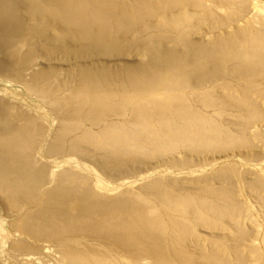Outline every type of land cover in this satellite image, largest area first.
<instances>
[{
    "label": "bare ground",
    "instance_id": "1",
    "mask_svg": "<svg viewBox=\"0 0 264 264\" xmlns=\"http://www.w3.org/2000/svg\"><path fill=\"white\" fill-rule=\"evenodd\" d=\"M22 1H24L25 3V12H28V14L30 15L29 17H31L33 21L37 22L39 26H48L53 31H55V33L59 37L70 35L81 40V42L83 40L82 45H68L60 42L58 46L48 48V53L53 50L59 49V51H61L62 53L67 52L65 54H69L68 52H72V54L76 55H79V53L80 55H84L85 53L83 52H87L89 54L90 51H93L95 54H109V52H114V54H122L123 52H128L129 49H133L140 55L144 53L146 57V59L144 60V64L139 65L140 67L135 69H123L121 71L106 69L104 67V62L102 69H95L88 63H82V65L80 64L82 67V72H80V74L84 75L75 78L76 89L72 92V95L68 100L72 104L71 106H67L65 104L66 99L64 97L60 99V96V98H58L57 95H52L50 90L48 91L45 89L44 85L41 83L42 81L37 80V75L42 74L40 73V71L32 74L31 77L26 80L27 84L37 91L38 96H40L42 101H46L48 103L47 106H49L50 104V108L53 107L51 109V113L53 114L55 120L58 121L56 131L53 133V136L51 135L50 137H53V139L48 140V136H50L49 130L48 133L46 131L40 132L43 128L38 131L39 133L44 132L43 135L41 134L42 137L40 139V145L37 144V147L31 145V148H36L35 151L37 157L43 158L42 156L44 155L45 157L47 155L50 157L52 154H57L55 153L56 151L58 152V147L56 148V145H59V147L61 148L66 146V149H64L66 150L67 155H70L72 158L77 155L81 158L83 169L89 168L96 173L95 175L98 176L100 174L98 177L101 176V178H105L107 180L116 177H121L122 179V177H127L128 175L140 176V173L145 170L148 171L154 166L146 165V167H144L142 170L139 169L138 171H128V173L119 171L118 173L114 172V174L116 173V175H114V177L112 178L109 176L108 178L107 175L110 172L107 173L106 168H108V166H111L110 162H108L109 160H106L107 158L105 160L98 159L97 156L93 153L95 151L93 150V152H90L89 150L94 146L100 147V149L102 148L104 149V151L108 150V155L111 154V156H114L115 159L117 158L119 161L118 163H120L121 160H130L129 162H131V160H137L139 156H146V158H148L149 156H154V153H156L155 155H159L158 152L165 153V150L167 149L173 150L174 147H180L183 145L184 147L186 145V147L189 146L191 148H208L209 150L207 149V151H210V149L214 150V148H212L214 146L221 147L222 149L227 146L226 148H228L227 150H229L234 145L236 147H239L238 145H240V143H242L243 141L251 140V138L250 140L246 139L248 136H243L245 134L242 133L245 132H234V125L232 126L230 124L232 126V129H229V126H226L229 130H224L221 127L223 124L222 121H224V119L220 121V119L218 118L219 121H216V119L213 120L210 116H213L214 114L216 115L217 113L223 114L224 110L227 111L226 109L230 108L231 104L239 105L237 107L235 106V111L239 114V107L242 108V118H248L250 123L257 118L258 120H260L259 116L262 115L261 113H264L261 112L260 109L255 105V102L257 101L249 98V93L253 92L251 91L252 87L257 83L260 84L261 82L258 81L260 76H258L257 80L254 77L260 74L264 75V24L260 23L261 26L255 25V23L259 24L258 21L255 22L252 19L250 20V18L254 16V13L257 15L260 14L261 16H259V18H264V12L263 15L262 12H259L262 10L264 11V2H261L263 4H259L258 0V2L256 0H252V6L256 7L257 11H259L254 12L253 15L245 18L247 11H242L244 7L239 8V4H237L238 7H236L237 5L235 3L234 4L236 5V8L232 7V2H236L235 0ZM237 2L246 5L245 0H238ZM11 3V6H13V0H0V20L5 23L3 29H6L7 32L6 35L0 34L2 35L0 47L2 46L6 50H9L8 43L13 42L15 44L16 42H18L21 45L28 46V49L26 50V52H24L26 56L29 54V56H34L38 53V49L35 47L36 45L33 44L36 41L33 37H36L37 35H35L34 31L28 27L29 25L26 26L25 23L22 24V19L19 17V15H17L15 9L18 5H15L16 7L11 8ZM187 4H189L188 6L191 5L192 7L194 6L199 8H207L206 6L209 5V7L216 10L220 15L225 13L223 16L224 18H222V16L220 15L216 17L214 16V14L212 18V15L210 13H208L209 15L205 13V16H208L203 17L204 15L203 13H201L202 9L191 7V10L190 7L187 6ZM21 5L24 4L22 3ZM175 6L177 7L175 8V10H173L172 7ZM254 7H252V9L250 10L256 11L253 10ZM193 9L196 10L194 11ZM197 9L200 10V13ZM205 10L206 9H204V12H208V10ZM47 15L51 17V19H49V17L47 18ZM153 17H155V19ZM190 18H196V22L201 19H205L207 23L209 22V25L211 24L208 27L212 28L213 26H218L220 30L216 32L213 29L214 27L212 29L210 28L211 30H208L206 32V34L210 32L209 38L200 40V42L199 40H194V38L196 37L192 39L189 37L188 39L187 33L192 31L190 30V28L193 27L196 23L195 20L191 22V20H189ZM253 18H257L256 15ZM229 19L237 22H243H240L239 24L236 22L238 26H235L234 24H231V22H228L229 24L225 25L228 26V29L214 24L218 22L219 24L223 23L224 25V23L230 21ZM57 20L60 21L59 23H61L63 26H57ZM250 21L254 22L255 27L248 24V22ZM68 26L72 27L73 30L71 28L68 29ZM193 30L199 31L200 29L196 27ZM129 33L130 35L132 34L130 38ZM188 36H190V33ZM163 38L164 40H168V42L166 43H168L169 46L165 47L160 44V41ZM176 42H178L179 45L176 44ZM162 43L164 44L165 42ZM177 45L181 47H177ZM19 60H22V57H20ZM17 62L18 59H16L15 63ZM1 67L7 68L8 65L5 66L4 63V65H0V68ZM218 79H220V81L217 82L222 88L236 94V102L230 101L231 99H224L223 97L212 91V89H209L207 87L211 84L212 81L214 82ZM262 83L260 84V86L262 85ZM260 86L258 85V88ZM263 86L264 85H262V87ZM254 88L255 86L253 87V89ZM53 89L58 91L60 89V86L54 87ZM259 89H257L258 91L256 93L260 91ZM194 94H196L198 97H194ZM257 97L260 98L261 102H264L263 89L262 92L258 93ZM194 101H197L198 105H196L197 103H195ZM13 109L12 106L7 105V103H0V193L5 195L9 202L21 205L25 202L27 197L36 194V188L41 181L40 174L42 175L43 172L40 173L39 169L33 170L32 168L25 170L20 169V162L13 164L15 160L18 159L14 157L16 155L15 152L19 150L29 151L28 148L30 147V142L34 137H32V135L38 130H36L34 124L35 121L33 122L32 119L19 112L18 108L17 111H14ZM207 110L211 111V113H216L209 116L210 112L208 113ZM219 117L221 116L219 115ZM261 117L262 116H260V118ZM262 118L264 119V117ZM62 122L64 123L62 124ZM226 123L228 122L226 121ZM74 126H77L79 128V130L77 128V130L79 131L78 134H74L77 136L72 135L73 139L70 136V139L72 140L69 142L67 141L68 143H66V145L65 143H63L64 146H60L61 141L59 142V138L61 136V133L66 129L68 130L69 128H73ZM244 128L245 126L243 127V129ZM240 129L241 127L239 128V130ZM259 130L262 132L261 129ZM263 133L261 134L263 135ZM63 137H61V139ZM263 138L260 140L262 141ZM65 140L67 139L65 138ZM79 141L87 142L88 145L92 144L93 147L90 145L92 148L87 150L89 146L86 145V147H84V145L82 146V144L84 143L79 144ZM245 144L243 145L246 146ZM248 144L249 143H247V145ZM228 145H230L231 147H228ZM245 148L248 147L246 146ZM181 149H183V147ZM198 150H196L195 153H197ZM106 151L105 155H107ZM99 152L101 151L99 150ZM190 152L191 151H189V153ZM22 153L23 152H21V154ZM101 153L104 154L103 150ZM181 153H183V151ZM174 154H176V152ZM177 154L179 156V152ZM183 155L185 156L184 153ZM162 156L160 157L162 158ZM180 157L182 158V156ZM188 157L190 158V156ZM138 159L140 160V157ZM173 159L174 161L177 160L174 157ZM185 160L186 159H184V162H187ZM22 162L24 163V160H22ZM115 162L117 161L115 160ZM118 163H116V165ZM207 163L210 164V162L206 161V164ZM120 164H118V166ZM212 165L214 166L213 163ZM218 168L222 170L223 167H217L214 170H219ZM224 168L226 169V167ZM117 170H119V168L115 171ZM60 171L61 172H58V174L54 173V170L49 171L48 181L54 182H52L53 186H51L53 191L50 192L51 189L47 190V192L45 191V194L47 195V202L49 201L48 204L40 206L39 208L37 206L33 209H29L26 213H24L23 216H21V218L18 220V229L22 230L25 234H30V236L35 235L37 237H42L50 240H58L57 242L61 243V245H57L56 247L57 252L59 253V257L61 261H64L68 264H176L174 256L170 253L171 249H169V253L171 254L170 255L165 251V249H162L163 247L161 248V245H165L166 243H163L165 239L164 237H166H163V235L169 234L170 237L172 236L171 238H174L176 242L175 238H178L179 241V238L183 237V235L186 233H189L190 235L191 233H194L197 235V237L198 235L199 237L207 235L214 236L213 230L211 231L207 228L216 226L218 224L225 226V229L226 226L228 228H231V226H236L237 228L236 223H233L234 225H225L227 222L223 223L220 219L221 216H225L226 214L228 215L227 218H231L229 217V215H231L232 217H235L236 215L237 217V214L239 215V210L241 209V207H238L239 202L237 204L234 201H228V204H221L220 202V204H217L216 202L218 201H213L214 198H211V195V199H208L205 196L207 195L206 192H211L218 187L217 186L212 189L211 187H214L213 185L215 183L211 186L209 185L212 183L211 181L215 180V178L214 180L210 181L211 183H209L208 181L209 184L205 181L206 179H202L203 181L200 184L198 183L199 186L197 189L200 191L198 192V190L194 187H185L181 185L177 186L171 181H169V183L167 182V180L165 181L163 176L158 177V180L157 178L154 179L151 177L150 179L144 181L146 183L148 182V188L143 189V187H137L136 189L134 187V189L128 191L126 190V194L113 197H103L102 195L100 196V194L97 193V195L96 192H93L94 190L92 191L90 189L91 187L89 186V188L88 185L86 186V184L85 186H81L79 184L80 188L77 189L76 187L79 185L75 186V184L73 183L74 187L72 186V184H69L70 187L64 189L63 186L65 185H63L64 183L62 178H65L67 175H69L70 171L67 172L68 170L66 171V169ZM226 171L227 170L221 173H226ZM229 171L230 170L228 169L227 172ZM216 173L217 172L215 171V174ZM54 174H56L55 178ZM75 175L77 176V174ZM235 175L237 176L238 174ZM69 176H71V174ZM244 177H241L242 184L240 185V187L245 184H247V186L249 185L248 187L245 186L247 188L251 186L254 188L260 187L257 185L259 183L257 182V178H255L254 176L249 178ZM60 179H62V185L59 182ZM69 180L70 179H68L67 181L69 182ZM77 180L80 179H78L77 177ZM198 180L200 181L199 178ZM226 180L228 181L227 178ZM226 180L223 181L226 182ZM80 182L81 180L79 181V183ZM66 183L67 182H65V184ZM221 183L223 184V182ZM229 185L231 184L229 183ZM262 186L264 187V185ZM219 187L216 189L218 192H226L227 189H229L230 191H234V189L231 190L230 186H227L226 188H221V186ZM242 187L238 189H242ZM216 190L214 191V194H217ZM239 191L240 190H238V194H242V196L244 195L245 197V193H247V190L245 189L244 191ZM228 192H226V194L222 193L224 195V197L222 195L224 199L225 195H227ZM258 194L262 195V193ZM233 195L232 198H235V196ZM230 197L231 196H229V198ZM262 197L260 198L263 199ZM65 198H67L68 200ZM220 200L222 201V198H219V201ZM225 200L229 199H227L226 197ZM236 201H238V199ZM74 202L77 204L76 208L72 207V203ZM260 204L264 205V203L261 202ZM239 206L241 205L239 204ZM247 211L248 210H246V212ZM196 220H199L198 223H196ZM228 220L230 219H227V221ZM232 220L230 221L232 222ZM241 223H239L240 226H243ZM261 223L258 221L256 225L260 226ZM243 227L241 230H243ZM247 227L249 228V226ZM262 229L264 228H260L259 230ZM229 230L227 229V233L230 234L231 231L229 232ZM246 231L250 232V229H246ZM245 232L244 236L246 239L248 235H245ZM238 233L239 232L237 231V234ZM92 237L94 241L90 239ZM249 237L250 236H248V239ZM191 238L194 239V237ZM182 239L181 241H183ZM200 239L203 238L200 237ZM200 239H197V241H199ZM207 239L209 240V238L206 237V241ZM218 239L220 240V237ZM240 240L242 239L240 238ZM199 242H201V240ZM203 242L205 241L203 240ZM179 243L181 244V242ZM211 243L213 245L214 242ZM227 243L228 242L226 241L225 244ZM174 244H171L170 247H172V245L174 246ZM200 244H202V242ZM183 246H187L185 241L183 242ZM207 246L209 247L211 245ZM220 246L221 245L216 246V249H218ZM232 246L233 245L231 244V247ZM252 247L248 250L250 251ZM199 248L198 251H200L201 253V249ZM213 248H215L214 245ZM175 249L178 250L177 248ZM238 249L242 250L241 248ZM180 250L185 251L183 247ZM209 250L211 249L209 248ZM254 250H256V248H254ZM254 250L252 252L255 253ZM171 251L174 252V250ZM198 251L196 252L199 253ZM226 251L227 250H225V252L223 253H226ZM257 251L259 252V250ZM177 252L178 251H176V254L175 252L173 254L177 255ZM180 253H182V251H179V255ZM193 253L195 252L193 251ZM206 253L205 255H207ZM203 254L204 253H201V255ZM241 254L242 253H240V255ZM181 256L183 257L185 255L181 254ZM189 257L187 258L186 255V258L184 260L186 262H189ZM226 257L225 259H223L221 257L218 258L217 256V258H215V261L217 262V264H231L228 261L230 260L228 259L229 257ZM257 257L259 258L260 256L258 255ZM176 258L178 260L179 256H177ZM193 258H191L190 261H192ZM244 259L243 261L240 259V262L243 263L245 261ZM199 260V263L203 262V260ZM206 260L209 261V258H207ZM236 261L237 255L235 256V258L233 257L231 262L232 264H236ZM211 262L209 263L211 264ZM178 263L180 264L182 262L178 261ZM212 263L215 264L214 262ZM238 263L239 262H237V264Z\"/></svg>",
    "mask_w": 264,
    "mask_h": 264
},
{
    "label": "rangeland",
    "instance_id": "2",
    "mask_svg": "<svg viewBox=\"0 0 264 264\" xmlns=\"http://www.w3.org/2000/svg\"><path fill=\"white\" fill-rule=\"evenodd\" d=\"M235 1L236 2H232L233 4L231 3L233 6L231 4L230 5L233 8L237 4H239V6H240L239 8H243L244 7L242 9V11L243 12L247 11L245 18H248L249 16L253 15L254 12H258L259 11V10L257 11L256 7L252 6V4H253L252 0H247V1L245 0L246 5L237 2L238 0H235ZM258 1H259V4H263L261 2H264V0H258ZM19 3H20V5H19ZM22 3L24 5H21ZM13 4H14L13 6H11L12 3L10 4L11 8H14V7H16L18 5L15 9H16L17 15H19V17L22 19L21 20L22 24L25 23L26 26L29 25L28 27L31 30L34 31L35 35H37L36 37H33L34 40H36L33 44L36 45L35 47L38 49V53L36 55H34V56H29L30 54L26 56L24 54V52H26V50L28 49V46L27 45H21L18 42H16L15 44L13 42L8 43L9 44L8 45L9 50L8 49L6 50L2 46H1L2 48L0 47V63L2 62L0 65H4V63H5V66L8 65V67H7L8 69L6 67H1L0 68V103H2V102L5 103V104L7 103V105L12 106V109L14 107V109H13L14 111H17V108H18L19 112L24 114L26 117L32 119L33 122L34 121L36 122V123L34 122V124H35L36 130L38 129L32 135V137L34 136L33 137L34 139L32 138L33 142L32 141L30 142V145H29L30 147L28 148L29 151H27V150L26 151L25 150L16 151L15 152L16 155L14 157L18 158V159H16L13 164H16L17 162H20V166H19L20 169H24V170L25 169H29V168H32L33 170H38L39 169L40 173H42V172L43 173H42V175L40 174V180L42 182L40 181V184L37 186L36 194L27 197L25 202L22 203L21 205L20 204L17 205L15 203L9 202L7 197H5V195L0 193V264H68V263H65L64 261H61V259L59 257V253L57 252L56 247H57V245H61V243H58L57 242L58 240H50V239H46V238H42V237H37L35 235H32L33 236L32 237V236H30V234H25L22 230L18 229V220L21 218V216H23L24 213H26L29 209H33V208H35L37 206L39 208L40 206L48 204L49 201L47 202V198H46L47 195L45 194V191L47 192V190L51 189L50 192H52L53 189L51 188V186H53L52 182H54V181H52V182L48 181L49 180V178H48L49 171L54 170V173L58 174V172H61L60 170H63V169L64 170L66 169V171L68 170L67 172L70 171L69 175L71 174V176L67 175L65 178H62L64 184L61 182L62 179H60V181L58 180L61 185L62 184L65 185V186H63L64 189L67 188V187H70L69 184H72L73 187H74V184H75V186H77L79 184L81 186H85V184H86V186L88 185V187L89 186L91 187V188L90 187L89 188L92 191L94 190L93 192H96V194L98 193V194H100V196L102 195L103 197H113V196H119V195H122V194H126L125 192H127L128 190L134 189V187L136 189H137V187H139V188L143 187V189L144 188H148L149 187L148 182L146 183L144 181L150 179L151 177L154 178V179L157 178V180H158V177H160V176L161 177L163 176L165 181L166 180H167V182L171 181L172 183H174L177 186L181 185V186H185V187H194L196 189L198 188L199 184L203 181L202 179H204V180L206 179L205 181L207 183H208V181H209V183L212 182L211 184L208 183L210 186L215 183L216 186L214 184L213 185L214 187H211L212 189L217 187V186L218 187L221 186V188H223V187L226 188L227 186L228 187L230 186L231 190L234 189V191H236V192L230 191L229 189H227L226 192H228V191H230V192H228L227 195H225V199L227 197V199H229V200H225L223 198L224 197L223 194L224 193L226 194V192H218L216 190L218 187L215 189L217 194H214L215 190H213L211 192L209 191L210 193L206 192L207 195H205V196L208 199L214 198L213 201H218V202H216L217 204H220V203L221 204H224V203L228 204L230 201H234V202H236L238 204V202H239V204L241 206H239V204H238V207L239 208L241 207V209L239 210V215L237 214V217H236V215H235V217L236 218L239 217L240 219L239 218L236 219L234 216L232 217L231 215H229V217H231L232 219L233 218L235 219V220L233 219L234 220L233 221L231 218H227V216H228L227 214L225 216L224 215L221 216V219H220L223 223L227 222L225 225H227V224L228 225H234L236 223L238 229L236 228V226H233V227L231 226L232 229L235 228L234 230H232L231 228H228L227 226H226V229H225V226H222V225L218 224L216 226H211V227H213V228L210 227L211 229L209 227L207 228V229H209L211 231L213 230L214 236H209V235L200 236L201 238H203V239H200L199 235H198V237H199L198 238L197 235L194 234V233H191V235L189 233H186L187 236H186V234H184L183 237L179 238V241H178V238H175L177 243L181 242V244L179 243L180 245L177 244L175 242L174 238H171L172 236L170 237L169 234L168 235H163V237L166 236V237H164L165 239H164L163 243L166 242L167 244L166 243H165V245L162 244L161 248L163 247L162 249H165V251L167 253H169V249L174 250L175 254H176V251H178L177 252L178 254L175 255V254H173L174 252L170 250V253L174 256V259L176 260V264H179L178 261L182 262L184 264H186V263H189V264H193V263L194 264H200V263L201 264H203V263L204 264H210L209 262H211V259H212V262L217 264V262L215 261V258H217V256H218V258L221 257V258L225 259V257L227 255L228 256L226 258L229 257L228 259H230V260H228V261L231 264H232L231 261H232L233 257L235 258L236 255H237L236 264H237V262H239L238 264H244V263L248 264L249 261H250L249 264L253 263V261H254L253 264H264V246H263L264 245L263 244L264 243V229L259 230L260 228H264V221H263L264 220V205L260 204V202L264 203V190H263L264 187L262 186V185H264V142H263L264 141V138H263V136H264V133H263L264 132V119L262 118V117H264V113H261L262 114V115H260V116H262L261 118L259 116L260 120H258V118H257L254 121H251V123H250L248 118H246V117L242 118V116H241V114L243 112V111H241V110H243L242 108L239 107V112H240L239 114L235 111V106L237 107L239 105H235V104L233 105V104L230 103L231 106L232 105L233 106L232 107L230 106L231 109L227 108L226 109L227 111H225V110H224V112L220 111V112H223V114L222 113H217L215 115L214 113H216V112H214V113L212 112L211 113V111L207 110L208 113L209 112L211 113V114L209 113V116L214 114L213 116H210L213 120L216 119V121H219V119H220V121H222L224 119V121L226 120L229 123V124L226 123V121L224 123V121H222L223 124H222L221 127L224 130H229L230 128L232 129V126L234 125L233 126V131L234 132L235 131L236 132H240V133L241 132H245V133H242V134H245L243 136H248L249 138L247 137L246 138L247 140L248 139L250 140V138H251L250 141H246V140L243 141L245 143L246 142L249 143L248 145H251V146H248L247 143L245 144L243 142L240 143V145H238L239 147H236L235 145L231 147L230 145H228V147L229 146L231 147L230 148L231 150L230 149L227 150L228 149V148H226L227 146H225V148H223V149L221 147L214 146V147H212V148H214V150L210 149V151H207L208 148L206 149L204 147H201V148L200 147H194V148H196V149H194V148L189 147L188 145H187L188 147H186V145H185V147H186L185 148L184 145H183V146H180V147H174V148H177V149H174V148H173V150L172 149H167V150H165V153L164 152H162V153L158 152L160 156L163 155L162 158L158 154L155 155L156 153H154V156H149L148 158H146V156H139L140 160L138 159L139 157L137 158V160H131V162H129L130 160L129 161L127 160L128 164H129L128 165L127 161H123V160H121V162H120L121 164L118 163L119 161H118L117 158L115 159L114 156H111V154L108 155V153H109L108 150L107 151L105 150L106 154H107V155H105L104 149H102V148L100 149V147H95V146H94L95 147L94 148L93 145L89 143L93 147L92 148L90 145H88L87 142L79 141L80 142L79 144L84 143V144H82V146L83 145H84V147H86V145L89 146V148L87 146V148H88V149L86 148L87 150L92 148L89 151L93 152V150H94L95 152H93V153L97 156L98 159H104L105 160L107 158L106 160H109L108 162H110L111 166H108V168H106L107 173L110 172L107 175L108 178H109V176L111 178L114 177V175H116V173H118V171L119 172L128 173V171H138L139 169L142 170L144 167H146V165L154 166L152 169H149L148 171L145 170L142 173H140V176L139 175L138 176L131 175L132 176L131 177L130 175H128L127 177H122V179H121V177H116V178L109 179V180H107L105 178H101V176L98 177L100 174L97 176V175H95L96 173L94 171L90 170L89 168H87V169H83L82 168L83 165L81 164V158L80 157H78L76 155V156H74V158H72L70 155H67V152L65 150L66 146L61 148V147H59V145H56V148L58 147V149H57L58 152L56 151L55 153H57V154H52L51 156H53V157H51V156L49 157L48 155L46 157H45V155L42 156L43 158L37 157L36 151H35L36 150L35 147L40 145V142H41L40 139H41L42 135L44 134V132L43 133H39L38 131H40L41 128H43L40 132L46 131L48 133V130H49L50 136H48V140L49 139H53V137L52 138H50V137H51V135L53 136V133L56 131L58 121L55 120V118L53 117V114L51 113V109L53 107L50 108L51 107L50 104H49V106H47L48 103L46 101H42L40 96H38L37 91L27 84L26 80H28L31 77L32 74L37 73V72L40 71V73H42V74L37 75V80L42 81L41 83L44 85L45 89L48 90V91L50 90L52 95H57L58 98L61 97L60 99H62V97H64L66 99V103L65 104L67 106H71L72 104L68 100H69V97L72 95V92L76 89V79L75 78L78 77V76L84 75V74H80V72H82V67H81L82 63L83 64H87L88 63L91 66H93V68H95V69H102L103 68V62H104L105 63L104 67L106 69H108V70L111 69L113 71H121L123 69H135V68L140 67L139 65L144 64V62H145L144 60L146 59V57H145L144 53L142 55H140V54L136 53V51H134L133 49H129L128 52H123L122 54L121 53H117V54L115 53L114 54V52H109V54L108 53L95 54L93 51H90V52H93V53L89 52V54H88L87 52H83L82 51L86 55L85 54L84 55H82V54L80 55L79 52H77V53H79V55L78 54L76 55V54H72V52H68L69 54H65L67 52L62 53L61 51H59V49L53 50L50 53H48L49 52L48 48H52V47L58 46V44L60 42H63V43L68 44V45H79V44L82 45L83 44V40L81 42V40H79L77 38H74L73 36H70V35H66L67 37L66 36L65 37L64 36L63 37L60 36L61 37L60 38L55 33V31H53L51 28H49L48 26H46V27L42 26L41 27V26H39L37 24V22L33 21V19L31 17H29L30 15L28 14V12H25V10H24V6H25L24 1H22V0H18V1L17 0H13ZM188 5L189 4H187V6ZM176 7L177 6L172 7V9L175 10ZM188 7H190V9H191L192 6L190 5ZM206 7L207 8H205V7L199 8V7H194L193 6L192 8L202 9L201 13H203V15H204V16L202 15L203 17L208 16L209 15L208 13H210L212 15V18H213V14L216 17L220 15L216 10L212 9L211 7H209V5H207ZM236 7H238V5ZM252 7H254L255 9L253 8V10H256V11H251L250 9H252ZM204 9L208 10V12L206 10H205L206 12H204ZM193 10L195 11L196 9H193ZM198 11L200 13V10H198ZM259 12H262V15H263L264 11L262 10V11H259ZM205 13H207L208 15L205 16ZM224 14L225 13H223L220 16H222V18H224L223 17ZM255 15H256L257 18H253V17H255ZM259 16H261V15L260 14L257 15V14L254 13V16L252 18H250V20L252 19L255 22L258 21L259 24L255 23V25L261 26L260 23L264 24V21H263L264 18L263 17L259 18ZM48 17L49 16L47 15V18ZM153 18L155 19V17H153ZM49 19H51V17H49ZM195 19L196 18H190L189 20H191V22H193ZM203 20H204L205 23L203 22ZM203 20L202 19L199 20L200 23H199V21L196 22V20H195L196 23L194 22L195 25L193 27L194 28L198 27L200 30L199 31L198 30H193L194 28L191 27L190 30H192L191 31L192 33L189 32L190 36H188L189 33H187L188 39H189V37L191 39L196 37V38H194V40L195 41L199 40V42H200V40H205V39L209 38L210 32H208L206 34V32L208 30L210 31L213 27H214L213 28L214 31H216V32L220 30V28L218 26H213L212 28L208 27L211 24L209 25V22L207 23V21H205V19H203ZM229 20L230 21H227L226 23H224V25H223V23L219 24L217 21H216L217 23H214V24L220 25V27L228 29V26H225V25H228L230 22H231V24H234L235 26H238V24L240 22H243V21H239V22L233 21L232 19H229ZM247 20H249V19H247ZM262 21H263V23H262ZM56 22L58 23L57 26H60V27L63 26L61 23H59L60 21L57 20ZM251 22L252 21L248 22V24L253 26V27H255L254 22H252L253 24ZM4 24L5 23H3V21L0 20V34H5L6 35V33H7L6 29H3L4 28ZM204 25H206V26H204ZM70 28L73 30L72 27L68 26V29H70ZM215 29H218V30H215ZM37 33H39V34H37ZM191 34L193 35V37H192ZM131 35L129 33V38L131 37ZM1 37H2V35H0V41H2ZM161 41L165 42V43L163 44ZM161 41H160L161 45H163L165 47L169 46V44L166 43V42H168V40H164V38H163ZM188 43H189V41H188ZM176 44H178V42H176ZM180 44H181V42H180ZM170 45H172V44H170ZM178 45H177V47H181V46H178ZM130 53H132V54H130ZM20 57H22V60H19ZM16 59H18L17 63H15ZM123 62H126V63H123ZM256 76L254 78L257 80L258 76H260L263 79L264 75L260 74V75H256ZM260 77H259L258 81H261L260 84L263 82L262 85H264V79L262 80ZM217 81H220V79H218V80H216L214 82L212 81L211 84L208 85L207 87L209 89H212V91H214L215 93H217L218 95H220L224 99H231L230 101L236 102V99H237L236 98V94H234V92H229L228 90L222 88L218 84ZM260 84L257 83L256 85H254L255 86L254 89H253L254 86L252 87L251 91H253V92L249 93V95H250L249 98L252 99V100H256L257 102L254 101L255 105L260 109L261 112H264V102L263 101L261 102L260 98L257 97L258 93L262 92V89L264 91V88H263L264 86L262 87V85L260 86ZM258 85L260 86L259 87L260 89L258 88ZM57 86H60V89L58 91L53 89L54 87H57ZM257 89L260 90L258 93H256L258 91ZM193 96L195 97L197 95L194 94ZM193 96H192V98H193ZM195 103H197V101ZM196 105H198V103ZM49 111H50V113H49ZM218 114L221 117H219ZM238 115H240V116H238ZM212 119H210V120H212ZM244 119H246V120H244ZM247 120L249 121V123H248ZM65 122H67V121H65ZM63 123L64 122H62V124ZM224 124H227V125H224ZM252 124H253V126H252ZM92 125H96V124H92ZM226 126L227 127L229 126L228 127L229 129ZM244 126H245V128L243 129ZM74 127H73L74 129L73 128H69L68 130L66 129L67 131L64 130V132L61 133V136L59 138L60 139L59 142L61 141L60 146H64L63 143H65V145H66V143L71 141L73 139L72 135L73 136H77V135H74V134H78L79 128L77 126H74ZM240 127H241V129L239 130ZM77 128H78V130H77ZM222 128H220V129H222ZM254 128H256V129H254ZM71 129H72V131H71ZM235 129H237V130H235ZM259 129H261L262 132ZM259 131H260V133H259ZM37 132H38V134H37ZM65 132H66V134H65ZM67 133H68V135H67ZM261 133H263V135ZM259 134H260V136H259ZM63 135H64V137H63ZM70 136L72 137V139H70L71 138ZM35 137H36L37 141L35 140ZM61 137H63V138L61 139ZM37 138H39V139H37ZM65 138L67 140H65ZM68 138H69V140H68ZM262 138H263V140L261 141L260 139H262ZM35 142H38V143H35ZM243 144H245L248 148H245L246 146H244ZM31 145L35 146V147L31 148L32 147ZM241 145H243L244 148ZM182 147H183V149H181ZM240 147H242V148H240ZM42 148H43V146H42ZM178 148H180V149H178ZM32 149H33V151H32ZM95 149L98 151V154H97V151ZM191 149H193L194 151L191 150ZM99 150L101 152L103 150L104 154L99 152ZM170 150H172V151H170ZM174 150H175L176 154H174L175 153ZM184 150H185V152H188V153H185ZM196 150H198L197 153H195ZM218 150H220L221 152L222 151H224V152L221 153ZM182 151L185 154V156L183 155V153H181ZM189 151H191V152L189 153ZM21 152H23V153L21 154ZM26 152H28V153H26ZM29 152H30V154H29ZM47 152H49V151H47ZM169 152H171V153H169ZM172 152H174V153H172ZM178 152H179V156L177 154ZM99 153H101L102 155L99 154ZM168 154H170V155H168ZM164 155H165V158H164ZM172 155L177 160L174 161ZM186 155H187V157H186ZM193 155H194V157H193ZM169 156H170V158H169ZM180 156H182V158ZM188 156H190V158ZM110 157H112V158H110ZM166 158L169 159L170 161L167 160ZM112 159H114V160H112ZM184 159H186L185 161H187V162H184ZM187 159H189V160L192 159V160H190V163H189V160H187ZM206 159H208V160H206ZM22 160H24V163L22 162ZM115 160L117 162H115ZM158 160H159V162H158ZM34 161L35 162L37 161V162L35 163ZM133 161H134V163H133ZM206 161L210 162V164H208V163L206 164ZM102 162H104V161H102ZM29 163H30V165H29ZM116 163H118L120 165L118 166V164L116 165ZM191 163H192V165H191ZM212 163L214 164V166L212 165ZM179 164H180L181 167L179 166ZM121 165L122 166L124 165L123 168H122ZM227 165L229 166V168H228ZM21 167H23V168H21ZM217 167H220V168L226 167V169L222 168V170H220L218 168L220 171L219 170H214ZM118 168H119V170L115 171ZM227 168L230 170L229 172H227L228 171ZM225 170H227L226 173H221L223 171L225 172ZM212 171H214V172H212ZM215 171L217 172L216 174H215ZM114 172H116V173L114 174ZM234 172H235V174H238V175L236 176L234 174ZM218 173L219 174L221 173V174L219 175ZM227 173H229V174H227ZM44 174H45V176H44ZM56 174H54V178L56 177ZM75 174H77V176ZM226 174L228 175V177H227ZM222 176H223V179H222ZM252 176L257 178V182L259 183L257 185L260 186V187L254 188V187L251 186L253 189L251 187H249L250 188L249 189V188H247L249 185L247 186V184H245V185H242L243 187L241 186L242 189H244V190L246 189L247 190V193H245V197H244V195L242 196V194H238V190L244 191L242 189H238V188H241L240 187V185L242 184L241 177L242 178L243 177L244 178H249V177H252ZM77 177H78V179L81 180L80 183H79L80 180H77ZM225 177L228 179L229 182L226 180ZM74 178H76V179H74ZM198 178L200 179V181L198 180ZM214 178H215V180L217 178V180L215 181ZM68 179H70L69 182L67 181ZM83 179H85V180H83ZM211 180H214V181H211ZM223 180H226V182L223 181ZM73 181H75V182H73ZM196 181H198V182H196ZM65 182H67V183L65 184ZM221 182H223L224 186H223V184ZM226 183H227V185H226ZM229 183L231 185H229ZM218 184H220V185H218ZM260 184H262V185H260ZM80 185L77 186L76 188L77 189L80 188ZM245 186H247V187H245ZM50 192H48V193H50ZM198 192H200V191L198 190ZM258 193H262V195L261 194L259 195ZM210 195H211V198H210ZM222 195H223V197H222ZM232 195L235 196V198L233 197L234 200L232 198ZM229 196H231V197L229 198ZM260 197H262L263 199H261ZM219 198L220 199L222 198L223 203H222L221 200L219 201ZM236 198L238 199V201H236L237 200ZM65 199H67V198H65ZM259 200H262V201H259ZM66 202H68V201H66ZM72 207L76 208L77 204L75 202L72 203ZM246 210H248L247 212H249V213H247ZM241 211H243V212H241ZM261 212H263V213H261ZM222 218H223V220H225V219L226 220L223 221ZM227 219L232 220V222L230 220H228V221H230V222H228ZM237 220L239 221V223L242 222L241 224L244 227L240 226V224L238 223ZM253 220L255 221V223H254ZM198 221L199 220H196V223H198ZM258 221L260 223L262 222L260 226L256 225V223H258ZM246 225L249 226V228ZM217 226L218 227L221 226V227L218 228ZM201 227H202V225H201ZM214 227H216V228H214ZM239 227H241V228H239ZM242 227H243V230H241ZM245 228L247 230L250 229V232L248 231L249 234H248V232L246 231ZM215 229H217V230H215ZM219 229H220L221 233L219 232ZM227 229L228 230L230 229L229 232L231 231L232 233L231 232H230V234L227 233L228 232ZM236 229L239 232L238 234H237ZM239 229H240V231H239ZM244 229H245V231L247 233L244 231ZM234 231H236V232H234ZM260 231H261V233H260ZM244 232H245V235L247 234L248 236H250L249 237V239L251 238L250 240L248 239V236L245 239ZM202 233H204V232H202ZM240 234H243V235H240ZM192 235H196V236H192ZM191 237H194L195 240L192 239ZM206 237L209 238V240L210 239H212V240L209 241L207 239V241H206ZM219 237H220V240L218 239ZM167 238L170 240L171 244H174V243H176V244H174V246L172 245V247H170L171 244H170V242H169V240ZM223 238H224V240H223ZM240 238L242 240H240ZM90 239L92 241H94L93 237L90 238ZM181 239L183 241H181ZM197 239H200L202 244H200L201 243V242H199L200 240L197 241ZM216 239H218V240H216ZM203 240L205 242H203ZM215 240H216L217 244H216ZM184 241H185L187 246H183V242ZM226 241L228 242L227 244H225ZM159 242H160V240H159ZM211 242H214L213 245H214L215 248H213V245H212ZM239 242H240V244H239ZM231 244L233 245L232 247H231ZM199 245H201V246H199ZM207 245H211V246L208 247ZM218 245H221V246L219 248L217 247L218 249H216V246H218ZM254 245H257V246H254ZM180 246H182L185 251L180 250V249H182V247H180ZM202 246H204V247H202ZM205 246H206L207 249L205 248ZM252 246L254 248H256V250H254V248ZM251 247L255 251L256 255H255L254 252H252L253 251L252 249L250 251L248 250ZM167 248H168V250H167ZM175 248H177L178 250H176ZM198 248L201 249V253H204L203 255H201L200 251H198ZM209 248L211 250H209ZM238 248H241L242 250H240ZM218 250H219V252H218ZM221 250H222V252H221ZM225 250H227L229 252L228 253L226 251L227 255H226V253H223V252H225ZM257 250H259V252L261 251L262 253L260 252L261 253L260 254ZM179 251H182V253H180V255H179ZM188 251H190V252H188ZM193 251L195 253H193ZM196 251H198L199 253H197ZM211 251L213 252V254L215 256L212 254ZM191 252L193 253L194 256L192 255ZM206 252H208V253H206ZM238 252L242 253L243 255L241 254L242 255L241 256L240 253H238ZM205 253L208 256L205 255ZM181 254L182 255L184 254L185 256L182 257ZM216 254H218V255H216ZM186 255H187V258L190 255V257H189L190 260L193 257H197V258H193L192 261L189 260V262H186L184 260L186 258ZM258 255L260 256L259 258L257 257ZM177 256H179L178 260L176 258ZM191 256H193V257H191ZM230 256H233V257H230ZM238 256H240L241 258L238 257ZM243 256H244L245 259L243 258ZM246 257L248 258V261H247ZM207 258H209V261L206 260ZM242 258L245 260L243 263L240 262L241 260L243 261ZM257 258H258L259 261L257 260ZM197 259L198 260L200 259L199 261L203 260V262L199 263ZM204 259H205V262H204ZM254 259H256V260H254ZM207 261H208V263H207ZM212 262H211V264H213ZM182 263H180V264H182Z\"/></svg>",
    "mask_w": 264,
    "mask_h": 264
}]
</instances>
